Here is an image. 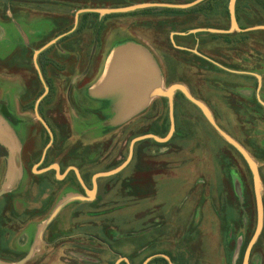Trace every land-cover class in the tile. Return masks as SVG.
<instances>
[{"label":"rangeland","instance_id":"1","mask_svg":"<svg viewBox=\"0 0 264 264\" xmlns=\"http://www.w3.org/2000/svg\"><path fill=\"white\" fill-rule=\"evenodd\" d=\"M16 1H18V7L23 10L29 11L33 7L31 2H35L34 5H37L38 9L43 6L54 10V19L58 13L61 14V12H56L59 9L68 10L69 21L67 20L65 23L66 26L63 28L65 31L72 27L74 14L78 8L124 6L149 0ZM153 1L183 3L191 0ZM207 2H209L208 5L214 4L215 12H222L227 7V0H209ZM201 8L198 12H206V4ZM136 12L139 13L122 14L120 17L121 24L129 25L132 23L133 25L137 15L145 11L140 9ZM36 13L37 18H41L42 12ZM31 19H36V17ZM88 19L89 22L94 23L96 15L89 14L86 17V22ZM54 25L53 31L56 34L59 29L55 23ZM93 30L92 27H81L67 36L65 41L60 44L67 46L69 52L59 53L58 57L55 58L56 63L53 64L52 69H49V74L53 75V87L57 92L51 103H44L43 111L56 129L57 134L54 145L50 148L51 159H60L64 166L68 164L80 166L86 172L87 179L94 172L108 170L122 162L127 156L130 140L134 136L149 131L164 136L169 129L167 107L164 125L158 124L156 121L153 122L151 119L152 122L147 123L145 119L139 123H135L133 120L119 127L106 126L104 128L101 121L105 110L102 111L101 120H97L96 114H99L100 111L95 105L88 104L87 93L79 92L84 85L95 77L100 67V54L96 50L87 74L80 76L88 64L93 48ZM133 31L155 50L163 62V53L154 43L155 38L151 32L144 29L140 30L141 33L137 28H134ZM23 35L25 42L19 43L16 47L11 45L10 48L13 51H11V55L7 56L20 58L9 61L5 57L4 61L11 64L6 70H3L5 75L10 77L6 80V85L14 86L16 84L18 86L20 84L19 87L23 90L29 86L40 89L42 85L35 75L31 60L32 49L27 48L24 44L29 42L32 34L26 32ZM121 35L123 34L114 35L111 43L120 39ZM50 37L51 35L48 36L49 39ZM32 42L36 44L35 36ZM2 56H4L3 52L0 57ZM0 60L3 59L0 58ZM19 70H22V80L20 81L13 76ZM169 73L168 84L175 80L173 68L169 69ZM77 75L79 77L71 85L72 78ZM70 85L71 88L69 89ZM68 89L70 90V105L73 104L76 107L74 113L70 106H66L65 94L68 93ZM77 91L78 94L75 93ZM34 99L35 97L32 96L24 97L23 108L19 106V101H17L14 107L15 114L12 115L17 126L15 129L24 143L23 154L26 177L29 183L34 179L49 178L51 175V172L38 174L31 171L32 164L38 159L37 154L48 141L46 130L35 118L32 109ZM188 106L192 107L190 104ZM60 111L65 113L67 118L65 123L62 122L64 121L62 115L57 114ZM55 114L57 116H54ZM91 115L93 117H90ZM148 115L151 116L152 113ZM86 116L90 118L88 121L84 120ZM81 121L85 123L82 124ZM175 121L176 129L169 140L157 142L149 138L138 141L134 146V154L130 163L122 171L98 179L96 199L93 202L78 200L70 203L65 215L67 216V212L71 211L72 208H82L83 210L99 208V216L93 218L91 222L99 225L96 232L100 234L104 232L107 237L117 241L119 253L129 252L131 248L128 245L132 242L134 253L142 246L147 245L142 250L144 253L165 252L171 254L175 264H207L208 250L211 248L210 240L216 239L217 234L221 233L227 217L240 216L234 208L220 206V201L224 200L229 205L237 206L239 199H242L239 181L243 177L248 190L247 199L254 202L253 180L245 160L212 128L200 111L175 112ZM76 124H81L80 127L83 126V129L80 128L79 134L74 132L72 128ZM250 147V149L256 148V146ZM2 152L4 150L0 147V154ZM32 154L37 156L35 160H30ZM224 154L229 158L223 159L221 155ZM251 154L259 164L264 187V158L260 159L253 152ZM51 159H48L47 162H50ZM2 169L3 165L1 164L0 173ZM70 180L69 182L58 183V186L67 184L71 187L76 185L72 179ZM212 183L215 185L213 191L211 190ZM233 184L236 187L235 192L232 190ZM222 185H225V189L228 190L227 194L223 195ZM74 191L78 192L79 190L70 188L62 196ZM18 194L22 195L16 192H7L0 197V258L6 262H15L20 259L26 253L27 243L30 242L25 241L22 247L17 245L18 233L25 231V228L26 230L27 228L30 229V220L34 212L29 209L22 212L23 205L19 202L18 207H14L13 197L18 196ZM221 195L225 198H221ZM61 197L54 196L49 203H56ZM253 216H256L255 209ZM91 218L81 216V221L78 223L83 224L85 228H92V226L87 225ZM110 226L113 228L110 229ZM38 249L25 264H61L59 259H63L62 250L50 255L47 250H44V247L42 251ZM104 251L103 248L101 264H113L116 256L113 255L109 260V257H104ZM144 258L145 255H135L133 263L140 264ZM41 259L44 261L40 263ZM150 264L164 263L156 258Z\"/></svg>","mask_w":264,"mask_h":264},{"label":"flooded vegetation","instance_id":"2","mask_svg":"<svg viewBox=\"0 0 264 264\" xmlns=\"http://www.w3.org/2000/svg\"><path fill=\"white\" fill-rule=\"evenodd\" d=\"M229 2L230 0H227V7L222 12H215L213 4L209 5L207 12H150L138 14L133 25L132 23L124 25V23L121 24L120 21L121 15L129 12L106 14L102 19L100 14L96 13L97 15L94 23L89 22V19L88 22H86L87 16L84 17L83 13L80 15L76 30L81 27H92L94 29V40L95 33H97L96 50H98L100 54L99 64L105 53V40L109 32L123 26H127L131 31L134 28L142 30L146 29L147 32L150 31L155 38L154 43L157 45L160 52L163 53L164 61L162 62L159 58L164 73L163 85L167 87L175 82L184 84L194 97L201 100L209 108L215 121L224 130L241 143L250 154L253 152L261 159L264 158V4H262L260 0H236L234 12L236 24L233 25L232 15L231 12H229ZM0 4L2 5L0 8V56L2 55V52L4 54V56L0 57L3 59L0 60V107L6 108L7 111H15L14 107L16 106L15 103L17 101H19V106L23 108L24 97L32 96L35 97L32 106V109L34 110L36 99L45 90L34 64V49L39 48L55 36L72 28L71 27L65 31L63 30L66 26L65 23L68 20V10L59 9L56 12H61V14L58 13V16L54 19V10L43 6L38 9V6L34 5L36 4L35 2H31V6L33 7L29 11L18 7V1L16 0H0ZM36 12H42V15L40 16L41 18H37L38 16ZM34 17H36V19H31ZM54 23L56 24L57 29H59L56 34H54L53 31L55 27ZM32 29L34 30L32 31ZM24 30L27 33L32 34L29 38V42L24 44L27 48L32 49L31 60L34 66L35 75L42 85V88L40 89L29 86V88L27 87L23 90V88L19 87L20 84H18V86L16 84H14V86L6 85V80L10 77H7L3 70H6L11 64L4 60L6 59L5 57L11 55V51H13V49L10 48L11 45L16 47L19 43L25 42V40H23V34L26 33ZM143 33H145V31ZM49 35H51L50 39L48 38ZM69 35L59 39L57 44H52L46 48L37 58L44 79L49 86L47 94L40 102L39 112L52 128L55 135L54 142L57 137L56 129L43 112L44 103H51L53 96H55L57 92L53 87V75L49 74V69H52L53 64L56 63L55 58L58 57L59 53L64 54V52H69L67 46L60 45ZM34 36L36 44L32 42ZM19 58L7 57L9 61ZM170 68L174 69L175 80L168 84L167 80L168 74H170ZM84 70L82 72H84ZM21 71L22 70H19L13 75L19 81L22 80ZM87 72L85 74H87ZM71 85L69 86V89L71 88ZM83 87L79 92H82ZM69 89L68 93L66 92L65 94V102L66 106H70V109L73 112L76 107L73 104L72 106L70 105ZM79 92L77 91L75 93L78 94ZM158 97L159 98L156 99L157 101H153L151 104L147 116L153 122H160L162 123L161 125H164L165 110L166 107L168 108V101L166 97ZM189 104L192 105V107L188 106ZM174 106V111L178 113L192 110H198L202 113L201 109L188 100L180 90H177L174 94ZM150 113H152L151 116L148 115ZM57 114L62 115L64 119V121H62L63 123L67 121L65 113L60 111ZM57 114L54 116H57ZM18 118L21 119L20 117ZM48 142L49 136L47 143ZM54 142L51 147L54 145ZM250 146H256V148L250 149ZM23 148L24 143L22 142L24 174L20 185L16 190L12 191V193L16 192L23 195L18 194V196L16 195L13 197L14 207L17 208L19 202L23 205L22 212L27 211L26 209L34 211L30 220V229L28 230L27 228L26 230L25 228V231L19 232L16 238L19 247H22V244L25 241H30L29 244L27 243V249L25 248V254H27L37 238V230L41 220L43 221L50 214L58 202L49 203L50 199L54 196L61 197L63 193L68 192L70 188L77 189L79 190L78 192L81 193H84V189L73 169L65 172L66 168L73 164L64 166L60 162V159H51L52 152H50V148L47 151L43 163L37 166V169H41L53 162H57L60 165L59 174L52 168L38 173L45 174L51 172L49 178L44 177L40 180L34 179L29 183L26 177ZM43 148L37 154V161L32 164V172L34 165L41 159ZM234 149L243 158L239 151L236 148ZM36 157L32 154L30 160H35ZM221 157L223 159L229 158L225 154L221 155ZM48 159H51V161L47 162ZM45 162L47 163L43 166ZM76 167L78 168L85 184L91 188L92 175L95 172L89 179H87L86 172L83 171L80 166ZM57 176H61V178H58ZM70 179H72L76 185L71 187H69V185L67 186V184L65 186H58V183L65 181L69 182L71 181ZM239 184L242 199H239L237 206L234 207L229 205V203L224 200L220 201V206L234 208L238 211L240 216L227 217L224 223L225 227L222 229L221 233L217 234L218 237L216 239L210 240L211 248L208 250L207 264H264V197L262 194V229L255 241L251 243L258 223L256 200L252 202L247 199L248 190L243 177L239 181ZM212 185L211 190L213 191L215 185L213 183ZM44 186H46L48 193L44 198H41L39 192ZM222 188L224 189L222 192L223 195L227 194L228 190L225 189V185H222ZM232 188L235 192V184H233ZM27 193L32 194L30 200L27 199ZM223 195H221V198H225ZM70 203L65 205L45 227L42 239L38 246L41 248H37L39 251H42L44 247V250H47L50 255L62 250L63 252L61 256H63V259H59L61 264H101L103 248L105 250L104 257H109L110 260L113 255L116 256L114 263L119 256L127 257L130 264H134L133 260L135 255H145L142 262L148 256L153 254L164 253L170 256V258L172 257L171 254L165 252L144 253L142 250L146 248L147 245L142 246V248L134 253L132 250L134 244L132 242L128 245V247L131 248L129 252L125 254L119 253L117 251V241L107 237L104 232H102V234L96 232L99 225L91 222L93 218L99 216V208L91 210L72 208L71 211L67 212L66 216L65 214L68 210L67 206ZM254 209L256 211V216H253ZM81 216L92 217L87 224L92 226V228H85L83 224L78 223L81 221ZM109 228L112 229L113 226H110ZM156 258H159L164 264L167 261L165 257L159 255L152 258L148 264ZM171 260L173 261V264H175L172 258ZM43 261L44 260L41 259L40 263ZM120 264L127 263L123 260Z\"/></svg>","mask_w":264,"mask_h":264},{"label":"crops","instance_id":"3","mask_svg":"<svg viewBox=\"0 0 264 264\" xmlns=\"http://www.w3.org/2000/svg\"><path fill=\"white\" fill-rule=\"evenodd\" d=\"M140 30L142 29H139V32H141ZM119 34H123L121 38L111 43L112 37ZM104 52L95 77L82 90L87 93L88 104L95 105L100 111L99 114H96L97 120H101L102 111L105 110L101 121L104 128L106 126L119 127L133 120L135 123L145 119L147 123L152 122L147 113L153 101H157L156 99L159 97L149 99V94L153 86L164 84L163 67L155 50L139 38L133 30L123 26L108 33ZM14 112L0 107V147L4 150L0 155V165H3L0 173V188L4 185L12 186L13 190L9 192L17 189L24 174L22 139L16 131L17 126L13 121ZM85 119L88 121L90 118L86 116ZM81 123L85 122L81 121ZM158 124L161 123L158 122ZM79 125L81 124L72 127L73 131L78 134L81 131L80 128L83 127ZM13 133L16 134L18 142L13 140ZM15 149L19 151L22 172L18 184L14 182L16 181L15 170H18L14 160ZM47 193L48 190L44 186L40 190L39 196L44 198ZM31 195V193H27V199L30 200Z\"/></svg>","mask_w":264,"mask_h":264},{"label":"water","instance_id":"4","mask_svg":"<svg viewBox=\"0 0 264 264\" xmlns=\"http://www.w3.org/2000/svg\"><path fill=\"white\" fill-rule=\"evenodd\" d=\"M203 1L204 0H191V1L183 2V3L164 2V1H145V2H136V3L128 4V5H124V6L81 7V8H78L75 12L74 24L70 30L65 31L64 33H61V34L55 36L54 38H52L51 40L46 42L44 45L40 46L39 48L34 49V53H33L34 64H35V67L38 71L41 82L43 83V86L45 88L44 92L35 101L34 112H35V118L43 125V127L47 131V134L49 136V142L43 148L41 159L39 160L38 163H36L34 165L33 172L41 173V172H44V171H47V170L53 168L59 174V170H60V165L57 162H53V163H51V164H49V165H47L41 169H37V166H39L40 164L43 163L45 156L47 154V151L51 147V145L53 144L54 139H55V135H54L52 128L50 127L48 122L45 120V118H43V116L39 112L40 102L42 101V99L47 94V92L49 90V86L47 85V83L44 79L43 73H42L40 65L38 63V60H37L38 55L42 51H44L46 48L51 46L52 44H57L58 40L61 39L62 37L69 35L72 32H74L78 26L80 15L83 13H88V12L99 13L100 17L102 19V17L104 15L110 14V13H125V12H131V11L144 9V8H151V7H168V8L185 9V8L193 7V6L199 4ZM235 3H236V0H230V2H229V12H231V15H232L233 25L236 24L235 16H234ZM96 45H97V33H95V40H94L93 48H92V51H91V54L89 57L88 65H87L86 69L84 70V72H82L80 74V76H83L87 72V70L91 64V59L93 57V54L96 50ZM78 77H79L78 75L73 77L71 84L73 82H75V80ZM177 90H180L181 92H183V94L185 95V97L188 100H190L191 102L196 104L201 109L203 115L208 120V122L213 126V128L229 144H231L234 148H236L239 151V153L243 156V158L245 159V161H246V163H247V165L251 171V175H252V179H253V186H254L255 200H256V205H257V218H258L257 227L255 230L253 239L251 241V243H253V241H255V239L260 234L261 229H262V223H263V198H262V194H263L264 187H263V182H262L260 172H259V168H258V162L254 157L251 156V154L247 151V149L241 143H239L233 136H231L226 130H224L215 121V118H214L212 112L209 110V108L201 100L194 97L184 84L175 82V83L170 84L167 87H165L163 84L155 85V86H153V88L151 89L150 94H149V99L156 97V96H162V97L167 98L168 116H169L168 132L164 136H160L154 132H147V133H143V134H139V135L134 136L130 140L128 154H127L126 158L113 168H110V169L104 170V171L95 172L92 175V187L91 188H89L85 184V182L83 181V179L80 175L78 168L75 165L68 166L66 168L65 172H67L70 169L74 170V172L76 173V176L78 177L80 183L82 184V187L84 189V193L69 192V193L65 194L64 196H62L58 200V202L56 203V205L54 206V208L52 209L50 214L40 223L38 230H37V238H36L35 242L33 243V245L31 246V248L29 249V251L27 252V254H25L23 257H21L20 259H18L15 262H6L0 258V264H25L28 260H30L33 257L36 249L39 246V243H40V240L42 239V235H43V232L45 230V227L58 214V212L65 205H67L68 203H70L72 201H78V200L79 201H85V202L93 201L96 198V194H97V190H98V179L102 178V177L112 176V175H115V174L119 173L120 171H122L130 163V161L133 157V154H134V146L138 141H141L144 139H149V138H151L157 142H165V141L169 140L172 137V135L176 129L175 111H174V108H175V106H174V94ZM12 135H13V137H12L13 140L17 141L16 134L13 133ZM15 150H16V152H15L14 160H15V164H16L18 170H15L16 181H14V182H15V184L16 183L18 184L20 179H21L22 172H21V165H20V159H19V151H18V149H15ZM57 177L61 178V176H57ZM11 190H13L12 186H8V185L2 186L0 188V197L4 193H7ZM159 255L165 257L168 261V264H173V261L171 260L170 256H168L167 254H164V253L150 255L141 264H148V262L152 258L159 256ZM123 260L127 264H130L129 259L125 256H119V258L115 261L114 264H120Z\"/></svg>","mask_w":264,"mask_h":264},{"label":"trees","instance_id":"5","mask_svg":"<svg viewBox=\"0 0 264 264\" xmlns=\"http://www.w3.org/2000/svg\"><path fill=\"white\" fill-rule=\"evenodd\" d=\"M209 0H204L203 2L193 6V7H190V8H185V9H182V8H168V7H151V8H144L142 9L143 11L145 12H140L141 14L143 13H150V12H175V13H185V12H198V10L201 8V7H204V5L206 4V12L208 10V3L207 2ZM260 2L262 4H264V0H260ZM202 9V8H201ZM130 13H139V12H130ZM97 15L96 13H84L83 16L86 17L87 15ZM80 29V28H79ZM78 29V30H79ZM168 119H169V116H168ZM150 132V131H149ZM147 133V132H146ZM48 136V134H47ZM166 264H168V262L166 261Z\"/></svg>","mask_w":264,"mask_h":264}]
</instances>
